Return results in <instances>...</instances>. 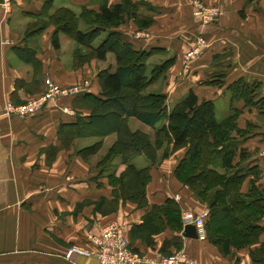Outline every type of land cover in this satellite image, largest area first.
Instances as JSON below:
<instances>
[{
    "label": "crops",
    "instance_id": "0c3cea01",
    "mask_svg": "<svg viewBox=\"0 0 264 264\" xmlns=\"http://www.w3.org/2000/svg\"><path fill=\"white\" fill-rule=\"evenodd\" d=\"M120 1L107 0L111 5ZM132 2L138 4L140 16L152 19L151 24L138 28L132 19L126 18L115 29L135 49L155 50L147 60L149 72L164 60H173L166 72L150 84L158 85L159 91L149 93H164L170 109L192 90L199 100L214 103L215 117L217 101L223 104L225 115L216 117L218 121L235 110L237 127L247 133L245 136L232 134L239 140V148L249 152L245 162L252 168L240 190L246 193L253 184L264 190V107L245 105L242 99L233 98L228 88L230 83L242 78L258 85L253 100L264 97V0ZM196 2L215 6L214 18L202 23L195 14ZM43 3L44 0H7L0 4V264H100L93 256L75 253L67 258L66 247L74 244L92 249L91 236L111 223L124 225L129 239L130 227L140 224L152 205L163 204L167 198L178 203L180 214L185 210L207 211L206 220L209 216L206 204L174 176L184 148L173 150L170 143L166 156L162 155L164 147L158 149V160L150 165L146 206L118 199L113 211L101 214L95 210L96 202L102 197L114 199L107 177L98 175L95 168L101 153L98 151L87 159L77 154L78 149L99 138L75 137L68 141L66 133H61L67 128L60 125L73 122L76 117L70 97L50 100L43 108L25 116L5 111L4 105L8 102L22 104L38 97L45 89L47 77L57 85H77L79 91L98 94L97 71L114 68L112 54L104 61L91 59L74 66L71 41L60 35V48L52 47L53 25L41 35L23 41L26 24L39 14ZM53 3L75 8L84 5L98 11L100 0H54ZM14 47L34 50L36 61H23ZM64 106L70 108V113L62 111ZM132 119L136 118L127 119L129 127L143 130L152 141L156 128L166 123L164 120L151 127ZM106 139L107 136L102 138V144ZM113 163L117 166L115 174L119 175L124 165L118 156ZM148 164L146 160L143 166L137 167ZM108 205L107 202L102 208ZM260 224L264 225V216ZM181 230L165 228L154 235L153 246L139 239L132 246L143 256L155 257L165 255L160 248L165 241H170L165 250L171 254L184 248L193 258V264H253L248 247L223 254L207 238H186ZM175 241L177 246L173 244Z\"/></svg>",
    "mask_w": 264,
    "mask_h": 264
},
{
    "label": "trees",
    "instance_id": "16d2710c",
    "mask_svg": "<svg viewBox=\"0 0 264 264\" xmlns=\"http://www.w3.org/2000/svg\"><path fill=\"white\" fill-rule=\"evenodd\" d=\"M54 0H44L39 14L26 24L23 41L37 37L50 25L51 45L60 48V35H65L76 44L72 54L74 66H80L91 59L104 61L108 54L114 58V68H101L96 77L100 91L93 94L82 90L67 95L71 107L76 113L75 120L61 124L67 128L68 141L75 137H98L99 140L77 150L83 159L97 153L102 138L115 135L114 142L96 162L98 175L107 177L112 186L114 199L102 197L96 202L95 210L106 214L117 207L118 199L131 201L139 207L147 205L146 187L151 180L150 165L158 160V149L164 147L167 155L168 145L172 149L184 148L185 153L174 169V176L206 204L209 216L205 220L206 238L215 244L223 254L232 249L250 248L253 264H264V225L260 224L264 216V190L254 184L243 193L241 184L252 170L245 162L250 157L245 148H239V140L232 134L245 136L246 130L237 127L233 114L218 121L211 100H199L197 95L188 93L168 109L164 93H144V89L163 75L172 64V59L162 61L147 71V60L154 53L135 49L131 42L124 40L122 33L115 29L126 18L132 19L138 28L147 27L152 19L138 13V4L132 0H121L117 4H108L100 0L99 10L84 5L75 11L71 6H54ZM83 20L88 28L81 30L79 21ZM102 38L94 45L95 40ZM29 47H14L23 61L34 63V50ZM61 86V85H60ZM72 86V85H70ZM258 85L247 83L238 78L228 85L233 98H239L245 105L264 107V97L253 100ZM84 111L86 113H84ZM134 117L154 127L166 120L154 132V141L149 134L132 130L127 119ZM143 155L149 162L138 168L131 162L134 157ZM120 158L124 169L115 174L109 169L116 166L115 157ZM238 160L235 162V159ZM110 170V171H109ZM106 172V173H105ZM109 203L103 209V204ZM165 228L180 231L181 214L178 203L167 198L163 204L152 205L143 216L140 224L129 229V244L139 239L147 246L154 245V235ZM170 241L160 248L163 254ZM174 245L178 243L173 242ZM253 246V247H252Z\"/></svg>",
    "mask_w": 264,
    "mask_h": 264
},
{
    "label": "built area",
    "instance_id": "2783aa9c",
    "mask_svg": "<svg viewBox=\"0 0 264 264\" xmlns=\"http://www.w3.org/2000/svg\"><path fill=\"white\" fill-rule=\"evenodd\" d=\"M7 0H4L6 2ZM195 14L200 18L202 23L209 22L216 14V10L211 7L204 6L200 2L195 4ZM201 40V39H200ZM45 89L36 98L28 100L26 103L14 104L8 102L4 105L7 113L25 116L34 113L43 108L50 100L58 99L78 92L79 86H58L50 78H45ZM62 111L70 113V108L62 107ZM207 211L194 213L185 210L181 213L182 230L187 224H193L196 230L197 239L206 240L205 218ZM181 230V231H182ZM90 241L93 248L88 250L77 245H69L66 247L65 256L70 258L73 254L95 257L100 264H193L194 260L184 249H178L169 255H157L155 257H146L134 251L129 244L125 234V228L122 224L111 223L103 227L98 234L91 236Z\"/></svg>",
    "mask_w": 264,
    "mask_h": 264
},
{
    "label": "rangeland",
    "instance_id": "374dc122",
    "mask_svg": "<svg viewBox=\"0 0 264 264\" xmlns=\"http://www.w3.org/2000/svg\"><path fill=\"white\" fill-rule=\"evenodd\" d=\"M201 4H203L204 6H207V7H211V8H215V6H211V5H205L203 2H200ZM58 5H61V4H55L54 6L56 7V6H58ZM72 7V6H71ZM72 8H74V9H77L78 11H79V8H75V7H72ZM145 10V9H144ZM216 10H217V8H216ZM146 11V10H145ZM213 18H214V16H213ZM32 20V19H31ZM30 20V21H31ZM29 21V22H30ZM79 28L81 29V30H85V29H87L88 28V25L83 21V20H80L79 21ZM62 36H65V35H62ZM102 36L103 35H101V37H99L97 40H95V42H94V45L95 44H97L98 43V41L102 38ZM65 38H67L69 41H71L73 44H69V46H70V49H71V51L73 52V50H74V48L76 47V45H75V47H72V45H74V41L72 40V39H69L68 37H66L65 36ZM73 48V49H72ZM64 52V51H63ZM148 73H149V68H148ZM56 84V83H55ZM58 86H60V85H58ZM158 85H152V86H148L147 88H145L144 89V93H149V92H157V91H159V90H157V87ZM62 87H66V86H62ZM81 87H85V86H81ZM160 93V92H159ZM181 99V98H180ZM179 99V100H180ZM178 101V100H177ZM175 103V102H174ZM223 111V104H221V103H219L218 101H217V110H216V117L218 118V119H220V118H222L225 114H224V112H222ZM132 120H135V122H137V123H139V121H137L136 119H132ZM162 122H159V123H157L156 125H160ZM145 129H146V125H142ZM132 128V127H131ZM148 128V127H147ZM143 131V130H142ZM85 140H94V141H96L97 140V138H84ZM115 139V135L114 134H111V135H109V136H107V139L103 142V144L101 143V147H100V149H99V151H100V153H101V155L102 154H104L106 151H107V148H108V146L112 143V141ZM100 155V156H101ZM132 162L136 165V166H143L144 164H145V162H146V159H145V157L142 155H140V157H134L133 159H132ZM116 168H117V166H114L113 167V165L112 166H110V168L109 169H113L114 171L116 170ZM110 171V170H109ZM191 211V210H190Z\"/></svg>",
    "mask_w": 264,
    "mask_h": 264
},
{
    "label": "water",
    "instance_id": "95a60500",
    "mask_svg": "<svg viewBox=\"0 0 264 264\" xmlns=\"http://www.w3.org/2000/svg\"><path fill=\"white\" fill-rule=\"evenodd\" d=\"M3 3H4V0H0V4H3ZM181 234L183 237H186V238H192V239L197 238L196 230L193 224L185 225L183 227Z\"/></svg>",
    "mask_w": 264,
    "mask_h": 264
}]
</instances>
